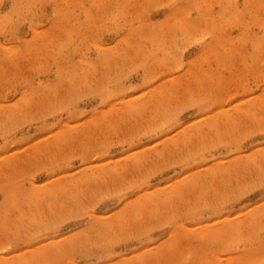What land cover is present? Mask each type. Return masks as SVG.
Masks as SVG:
<instances>
[{
  "label": "rangeland",
  "instance_id": "rangeland-1",
  "mask_svg": "<svg viewBox=\"0 0 264 264\" xmlns=\"http://www.w3.org/2000/svg\"><path fill=\"white\" fill-rule=\"evenodd\" d=\"M0 264H264V0H0Z\"/></svg>",
  "mask_w": 264,
  "mask_h": 264
}]
</instances>
